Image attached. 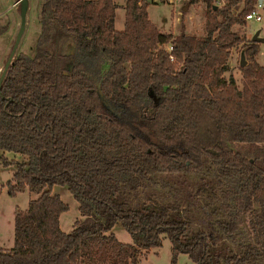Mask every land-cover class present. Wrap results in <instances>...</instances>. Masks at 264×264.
<instances>
[{"label":"trees","instance_id":"16d2710c","mask_svg":"<svg viewBox=\"0 0 264 264\" xmlns=\"http://www.w3.org/2000/svg\"><path fill=\"white\" fill-rule=\"evenodd\" d=\"M190 1L208 5L202 38L160 31L147 0H126L123 31L115 0L42 4L35 55L16 57L0 90V160L25 158L9 193L36 196L0 264H139L163 235L173 264H264V65L234 30L259 0ZM239 47L241 85L226 77ZM160 175L194 178L193 201L141 200ZM55 186L79 204L71 233ZM118 223L132 244L111 233Z\"/></svg>","mask_w":264,"mask_h":264},{"label":"rangeland","instance_id":"374dc122","mask_svg":"<svg viewBox=\"0 0 264 264\" xmlns=\"http://www.w3.org/2000/svg\"><path fill=\"white\" fill-rule=\"evenodd\" d=\"M30 10L27 16V27L21 44L15 56L21 54L28 56L35 55V48L38 43L41 31L40 10L45 0H29ZM172 2V3H171ZM19 0H0V23L7 26V32L0 37V66L4 69L21 27V14ZM118 6L116 11V30L123 31L126 22V0H115ZM224 0H215V5L222 7ZM208 5L204 1L192 4L190 0H154L150 4L148 13L150 20L158 29L165 33L179 34L182 26L186 31L197 37L206 35L205 22ZM262 17V21L251 20L245 26H237L235 31L253 40L256 34L264 40V3L256 7ZM169 48V46L167 47ZM241 58L240 47L233 51L230 60V69L226 74L229 79L234 77L241 85L242 75L239 70ZM259 63H264V41L260 43V51L257 56ZM107 69V67L105 68ZM110 108L111 106L107 104ZM0 160V249H11L15 243V217L18 210H26L29 203L36 196L27 188L24 192L11 196L9 193V182H13L17 170V163L23 162L25 158L13 153L1 155ZM173 178L160 175L154 178V183L147 191L140 195L141 200H147L149 196L167 201L186 199L192 202V192L195 189V180L190 178ZM52 193L61 197L62 201L69 205V211L62 214L60 219L61 229L65 233H71L74 224L82 219L79 204L71 194L67 186H55ZM174 200V201H175ZM186 208V205H184ZM246 227V226H244ZM247 228V227H246ZM244 228L240 233V239H249V233ZM117 239L125 244H132V238L121 223H118L111 232ZM173 245L168 236H162V246L159 249L143 251L139 264H173ZM176 264H195L188 255L180 254Z\"/></svg>","mask_w":264,"mask_h":264},{"label":"water","instance_id":"95a60500","mask_svg":"<svg viewBox=\"0 0 264 264\" xmlns=\"http://www.w3.org/2000/svg\"><path fill=\"white\" fill-rule=\"evenodd\" d=\"M149 4H153L154 0H147ZM264 3V0H259V4L262 5ZM19 6H20V14H21V27L17 34L16 42L14 44V47L12 49V52L10 54V57L2 70V75L0 77V90L2 88V83L7 75V72L12 65L13 61L15 60V56L17 54V51L19 49V46L21 44L22 38L25 34L26 27H27V16L30 10V1L29 0H19ZM264 40L260 38V33L258 32L256 36L253 39L254 43H262ZM248 65V60L246 57V51H242L241 58H240V67L245 68Z\"/></svg>","mask_w":264,"mask_h":264},{"label":"built area","instance_id":"2783aa9c","mask_svg":"<svg viewBox=\"0 0 264 264\" xmlns=\"http://www.w3.org/2000/svg\"><path fill=\"white\" fill-rule=\"evenodd\" d=\"M246 18H247L248 21H251V20L262 21V17L258 13L257 9H255L251 13H249ZM172 49L173 48L171 46H169L168 51L171 52Z\"/></svg>","mask_w":264,"mask_h":264},{"label":"crops","instance_id":"0c3cea01","mask_svg":"<svg viewBox=\"0 0 264 264\" xmlns=\"http://www.w3.org/2000/svg\"><path fill=\"white\" fill-rule=\"evenodd\" d=\"M261 64H262V63H261ZM262 65H264V63H263Z\"/></svg>","mask_w":264,"mask_h":264}]
</instances>
